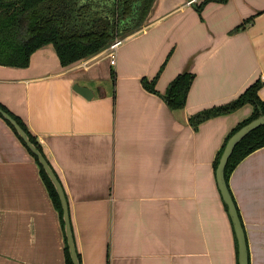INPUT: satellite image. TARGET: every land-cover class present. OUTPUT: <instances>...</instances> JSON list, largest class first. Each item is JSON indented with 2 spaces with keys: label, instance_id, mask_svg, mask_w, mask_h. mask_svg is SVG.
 I'll list each match as a JSON object with an SVG mask.
<instances>
[{
  "label": "crops",
  "instance_id": "obj_1",
  "mask_svg": "<svg viewBox=\"0 0 264 264\" xmlns=\"http://www.w3.org/2000/svg\"><path fill=\"white\" fill-rule=\"evenodd\" d=\"M201 1L157 0L150 20L123 36L115 65L105 48L63 66L52 45L27 67L0 65V102L56 172L81 264H237L215 161L254 106L191 118L257 80L264 99V0L210 1L199 11ZM185 70L195 74L186 105L171 109L163 94ZM145 77H157L159 93ZM228 185L250 264H264V147L237 164ZM65 247L40 167L0 117V264H67Z\"/></svg>",
  "mask_w": 264,
  "mask_h": 264
},
{
  "label": "trees",
  "instance_id": "obj_2",
  "mask_svg": "<svg viewBox=\"0 0 264 264\" xmlns=\"http://www.w3.org/2000/svg\"><path fill=\"white\" fill-rule=\"evenodd\" d=\"M210 1L226 2L228 0H202L197 6L198 10L201 11ZM154 2L155 0H0V65L27 67L30 64L31 55L37 49L47 45L55 48L63 66L91 57L105 49L115 38L123 37L143 26ZM251 19L253 17L247 22ZM240 27L239 25L236 29ZM194 77L193 72L185 70L170 83L163 94L169 107L172 109L185 107ZM156 80L157 77L152 81H148L146 77L142 79L145 88L159 93L156 89ZM262 85L261 80H257L236 99L203 110L191 118V121L197 124L207 118L233 112L247 103L254 106L253 113L242 120L227 136L218 153L215 168L228 138L241 126L257 117L260 114L259 109L264 112V99L259 93ZM0 106L18 120L30 135L31 140L43 152L40 143L31 134L23 120L1 102ZM7 123L13 129L11 124ZM13 131L17 135L14 129ZM18 138L37 161L63 222L60 197L52 181L37 156L19 136ZM261 147H264V125L251 131L235 147L226 167L227 182L237 164ZM225 207L227 208L226 204ZM65 252L67 264H73L67 242Z\"/></svg>",
  "mask_w": 264,
  "mask_h": 264
},
{
  "label": "water",
  "instance_id": "obj_3",
  "mask_svg": "<svg viewBox=\"0 0 264 264\" xmlns=\"http://www.w3.org/2000/svg\"><path fill=\"white\" fill-rule=\"evenodd\" d=\"M195 0H190V2H194ZM157 0H155L154 5L151 9L149 17L146 23L150 20ZM195 4V3H193ZM74 89L83 94L85 97L90 98L93 96V91L85 86H81L79 84L74 85ZM169 106V105H168ZM171 108V107H170ZM184 108V107H183ZM172 109V108H171ZM182 109V108H181ZM177 110V109H175ZM260 114L250 120L248 123L241 126L238 130H236L227 140L222 154L218 160V164L215 170L217 185L222 197L224 204L227 206V210L233 224L236 240H237V260L238 264H250V256H249V247L246 237L245 228L239 214V210L237 208L235 199L231 193L229 188L227 179H226V167L228 161L233 154V151L237 144L251 131L255 130L256 128L264 125V112L262 109H259ZM0 117L3 118L6 122H9L13 129L16 131L17 135L24 141L30 151L37 156L39 162L43 166L44 170L46 171L47 175L49 176L50 180L52 181L61 201L62 209H63V222H64V229L66 235V242L68 245V250L70 257L72 259L73 264H81L80 257L78 254V250L76 247V242L73 234V229L71 225L70 213H69V206L67 202V198L63 189V186L54 171L53 167L51 166L50 162L48 161L45 154L39 149V147L31 140L30 135L27 131L22 127V125L18 122L16 118H14L8 111L0 106Z\"/></svg>",
  "mask_w": 264,
  "mask_h": 264
},
{
  "label": "built area",
  "instance_id": "obj_4",
  "mask_svg": "<svg viewBox=\"0 0 264 264\" xmlns=\"http://www.w3.org/2000/svg\"><path fill=\"white\" fill-rule=\"evenodd\" d=\"M123 41V37H117L106 47L107 56L110 59L112 65H115L117 62L118 48L123 43Z\"/></svg>",
  "mask_w": 264,
  "mask_h": 264
},
{
  "label": "rangeland",
  "instance_id": "obj_5",
  "mask_svg": "<svg viewBox=\"0 0 264 264\" xmlns=\"http://www.w3.org/2000/svg\"><path fill=\"white\" fill-rule=\"evenodd\" d=\"M262 263V262H261Z\"/></svg>",
  "mask_w": 264,
  "mask_h": 264
}]
</instances>
